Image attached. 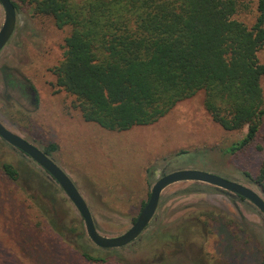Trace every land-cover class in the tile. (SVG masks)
Listing matches in <instances>:
<instances>
[{
    "label": "rangeland",
    "instance_id": "374dc122",
    "mask_svg": "<svg viewBox=\"0 0 264 264\" xmlns=\"http://www.w3.org/2000/svg\"><path fill=\"white\" fill-rule=\"evenodd\" d=\"M240 1L246 8L233 18L251 27L256 0ZM3 19L0 6V27ZM68 34L69 29H57L51 18L33 14L30 6L16 11L15 32L0 52V123L40 151L51 144L57 146L51 160L76 186L101 236L114 238L129 230L153 184L177 170L211 173L264 199L243 175L253 176L262 160L257 147H264V119L255 142L233 156L224 150L241 139L246 129L228 132L214 123L204 110L203 93L178 103L151 126L116 133L86 123L73 108V98L55 86L51 73L62 59ZM258 59L264 62V50ZM5 66L30 82L37 94L36 105L19 92L4 89L1 68ZM261 87L264 99V79ZM3 163L31 178L47 180L33 161L0 139ZM21 185L10 182L0 167L3 258L13 264H86L34 226L41 221L28 200L35 185L31 190ZM190 185L176 183L165 188L149 226L133 244L106 256L109 264L163 262L165 250L177 254L175 264H263L264 215L246 200H231L212 187L186 193ZM58 199L61 211L82 226L89 250H98L62 191ZM182 230L184 235L179 233ZM167 235L178 237L167 243Z\"/></svg>",
    "mask_w": 264,
    "mask_h": 264
},
{
    "label": "trees",
    "instance_id": "16d2710c",
    "mask_svg": "<svg viewBox=\"0 0 264 264\" xmlns=\"http://www.w3.org/2000/svg\"><path fill=\"white\" fill-rule=\"evenodd\" d=\"M11 2L17 12L30 6L33 14L51 18L57 29H69L62 59L51 73L55 86L73 98L84 122L116 133L151 126L178 103L203 93L204 110L214 123L228 132L246 129L224 150L226 155L255 142L264 119V62L258 59L264 50V0H256L251 27L233 18L246 8L240 0ZM1 77L6 91L19 92L36 105L37 94L27 79L6 66ZM57 150L51 144L41 151L51 159ZM257 150L263 154L257 172L243 175L264 196V147ZM0 167L10 182L30 190L35 185L28 200L41 220L34 226L43 235L57 239L61 248L86 264L110 263L106 256L116 249L89 250L82 226L61 211V191L44 171L46 181L23 175L7 163ZM190 186L186 193L210 187ZM212 188L231 200H243ZM178 235H167L165 241L172 243ZM2 250L0 264H13ZM164 252L163 262L151 264H175L177 254Z\"/></svg>",
    "mask_w": 264,
    "mask_h": 264
},
{
    "label": "water",
    "instance_id": "95a60500",
    "mask_svg": "<svg viewBox=\"0 0 264 264\" xmlns=\"http://www.w3.org/2000/svg\"><path fill=\"white\" fill-rule=\"evenodd\" d=\"M0 6L4 12L3 24L0 27L1 52L15 32L16 10L11 0H0ZM0 139L28 157L57 184L80 215L86 236L99 249H120L136 241L154 219L162 191L176 183H199L223 190L246 200L264 215V199L253 190L211 173L197 170H177L160 177L153 184L147 203L143 206L129 230L118 237H103L96 231L91 213L76 186L60 167L45 156L42 151L8 131L1 123Z\"/></svg>",
    "mask_w": 264,
    "mask_h": 264
},
{
    "label": "crops",
    "instance_id": "0c3cea01",
    "mask_svg": "<svg viewBox=\"0 0 264 264\" xmlns=\"http://www.w3.org/2000/svg\"><path fill=\"white\" fill-rule=\"evenodd\" d=\"M91 124V123H90ZM97 126V125H96Z\"/></svg>",
    "mask_w": 264,
    "mask_h": 264
}]
</instances>
